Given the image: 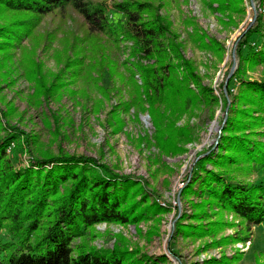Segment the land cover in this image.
<instances>
[{
	"label": "trees",
	"instance_id": "obj_1",
	"mask_svg": "<svg viewBox=\"0 0 264 264\" xmlns=\"http://www.w3.org/2000/svg\"><path fill=\"white\" fill-rule=\"evenodd\" d=\"M207 3L220 14L243 13L241 0ZM68 10L80 15L100 67L105 65L110 71L117 68L101 43L107 41L118 49L123 44L126 56L121 65L133 89L130 104L138 108L147 104L160 150L179 149L164 131L191 104L212 106L218 97L209 85L200 82L191 61L181 55L169 21L149 0H0V68L9 61L14 48L20 47L27 79H35V93L45 95L48 91L38 76L35 78L39 64L22 40L32 37L41 17L54 12L66 15ZM262 25L258 13L237 39V66L226 82V94L220 89L224 105L230 96L215 146L212 142L194 159L180 189L181 193H195L219 209L232 211L247 228L264 222V182L240 179L233 170L242 166L249 169L251 164L264 166V77H241L240 71L243 64H264ZM190 37L197 46L211 49L220 58V42L204 39L195 27ZM232 79L238 80L233 95L229 84ZM237 98L241 100L239 105ZM3 127L8 129L0 135V230L7 237L0 238V264H151L163 256L137 254L120 241L102 248L82 239L94 235L96 223H135L150 212L167 209L149 199L138 180L113 171L90 155L53 153L42 148L30 152L27 164L15 166L6 148L16 134L10 131L12 126H3L0 120V129ZM179 130L175 129L180 135ZM165 140L169 149L164 146ZM174 230L201 231L199 225L180 220L174 222Z\"/></svg>",
	"mask_w": 264,
	"mask_h": 264
},
{
	"label": "rangeland",
	"instance_id": "obj_2",
	"mask_svg": "<svg viewBox=\"0 0 264 264\" xmlns=\"http://www.w3.org/2000/svg\"><path fill=\"white\" fill-rule=\"evenodd\" d=\"M149 1L169 21L181 55L191 61L200 82L209 85L218 97L212 106L191 104L164 131L179 149L160 150L147 104L142 108L130 104L133 89L121 65L126 56L123 44L118 49L102 42L104 53L117 68L110 71L105 65L100 67L80 15L68 10L66 15L54 12L41 17L32 37L22 40L39 64L35 78L38 76L48 91L45 95L35 93V79H27L20 47L14 48L9 61L0 68V120L3 126H12L10 131L16 134L6 148L8 156L17 166L27 164L30 152L37 148L90 155L117 173L131 175L149 199L166 206L165 211L150 212L135 223L94 224V235L82 239L95 247L109 248L120 241L140 255H163L164 260L156 257L158 261L151 264H264V222L247 228L232 211L219 209L195 193L180 191L194 159L212 142L215 146L230 96L224 105L220 89L226 94V82L237 66L235 43L258 13L264 22V0H241L240 15L220 14L211 9L207 0ZM194 27L204 39L211 37L222 44L220 58L191 39ZM261 33L264 34V25ZM240 76L263 78L264 64H243ZM134 77L139 83L136 74ZM229 84L233 95L238 90V80L232 79ZM235 102L239 105L241 100L237 98ZM3 128L0 135L8 129ZM166 142L164 146L169 149ZM237 168L233 173L238 178L264 182V166ZM180 214L185 215L180 218ZM177 220L197 224L201 231L176 232ZM244 235L245 240L235 238ZM6 237L0 230V238Z\"/></svg>",
	"mask_w": 264,
	"mask_h": 264
},
{
	"label": "water",
	"instance_id": "obj_3",
	"mask_svg": "<svg viewBox=\"0 0 264 264\" xmlns=\"http://www.w3.org/2000/svg\"><path fill=\"white\" fill-rule=\"evenodd\" d=\"M233 66V63L231 64V67ZM225 85V82L223 83V86Z\"/></svg>",
	"mask_w": 264,
	"mask_h": 264
}]
</instances>
